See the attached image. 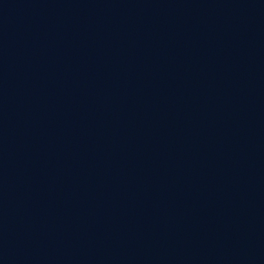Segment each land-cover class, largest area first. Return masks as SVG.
<instances>
[{"label":"water","instance_id":"water-1","mask_svg":"<svg viewBox=\"0 0 264 264\" xmlns=\"http://www.w3.org/2000/svg\"><path fill=\"white\" fill-rule=\"evenodd\" d=\"M0 264H264V0H0Z\"/></svg>","mask_w":264,"mask_h":264}]
</instances>
